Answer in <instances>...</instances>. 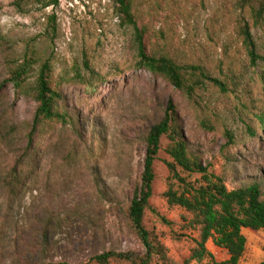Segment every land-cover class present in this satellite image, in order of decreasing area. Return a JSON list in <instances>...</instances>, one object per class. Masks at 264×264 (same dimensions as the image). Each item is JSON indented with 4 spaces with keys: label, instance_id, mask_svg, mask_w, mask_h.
<instances>
[{
    "label": "rangeland",
    "instance_id": "obj_1",
    "mask_svg": "<svg viewBox=\"0 0 264 264\" xmlns=\"http://www.w3.org/2000/svg\"><path fill=\"white\" fill-rule=\"evenodd\" d=\"M46 1L0 0V129L9 134L0 141V175L29 146L36 102L10 81L28 48L51 61L61 110L79 124L39 125L34 156L41 163L33 169L32 182L12 205L9 190L0 185V221L24 248L21 257L0 253V264H98L92 258L108 251L144 255L126 211L143 171L145 135L162 117L169 97L178 105L191 153L229 189L254 181L264 189L259 121L264 115V26L255 25L248 9L238 8L236 0L138 1L139 25L148 28L151 51L204 66L225 85L223 90L206 81L189 97L137 65L132 31L116 17L114 0H59L45 8ZM245 21L256 42V63L241 34ZM169 142L163 137L144 222L165 246L170 264H185L199 229L191 225L189 212L169 206L163 196L170 176ZM23 171L31 173L30 164ZM243 232L247 246L241 263L260 264L264 230ZM207 247L216 260L228 258L212 240ZM109 264L130 263L113 259ZM152 264L161 262L155 257ZM189 264L212 263L205 258Z\"/></svg>",
    "mask_w": 264,
    "mask_h": 264
},
{
    "label": "trees",
    "instance_id": "obj_2",
    "mask_svg": "<svg viewBox=\"0 0 264 264\" xmlns=\"http://www.w3.org/2000/svg\"><path fill=\"white\" fill-rule=\"evenodd\" d=\"M138 1L114 0L116 17L123 26L132 31L137 65L154 75L161 76L189 97L206 81H212L225 90L224 83L214 78L204 66L183 63L169 54L153 52L149 49L148 28L146 25H139ZM58 4L59 0H47L44 7ZM236 6L242 10L248 9L256 26H264V0H236ZM241 34L252 62L256 63L258 59L256 42L248 21L241 25ZM35 66L38 67L35 80L29 85L28 79ZM10 74V81L13 82L14 87L23 94L32 95L36 102L27 152L22 157L19 156L15 164L0 175V185L9 190L7 203L12 205L14 200L26 190L29 182H32L33 169L41 163V160L34 156L35 133L39 125L56 121L78 126L79 120L68 111L61 110L60 92L55 83L53 64L40 56L36 49L28 48ZM259 121L264 126V115L259 116ZM6 133L8 132L0 129V141L2 137L4 141L8 139L9 134L5 135ZM163 137H167L170 141L166 148L170 157V160L166 161L170 176L168 188L163 196L169 206H180L189 212L192 215L191 225L199 229V237L195 240L196 246L191 250L185 264L192 261L200 262L205 258H209L212 264H242L241 260L247 246V237L243 230L245 228L255 231L264 230L263 185L254 181L229 189L222 176L210 170L209 164H206L201 157L191 153L178 105L172 97L166 101L162 117L145 135L144 167L139 186L126 211L129 225L143 244L145 253L141 256L133 252L108 251L94 256L91 261L109 264L111 260L116 259L130 264H152L156 257L161 264H170L165 246L152 236L144 222L146 210L151 208L150 200L154 194V182L157 177L155 163ZM27 164L32 167L31 173L23 171V167ZM193 176L199 177L193 178ZM154 212L158 213L155 210ZM160 216L166 219L163 215ZM8 227L5 220L0 221V253L10 251L12 256H24L22 242V247L19 248V238L15 236L17 234L12 232L9 234ZM209 240H212L217 247L225 249L228 258L216 260L207 247ZM27 249L26 254L30 251L28 246ZM260 264H264V259Z\"/></svg>",
    "mask_w": 264,
    "mask_h": 264
}]
</instances>
